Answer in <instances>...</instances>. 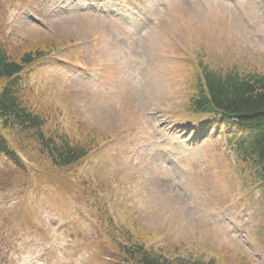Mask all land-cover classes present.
<instances>
[{
    "label": "rangeland",
    "instance_id": "rangeland-1",
    "mask_svg": "<svg viewBox=\"0 0 264 264\" xmlns=\"http://www.w3.org/2000/svg\"><path fill=\"white\" fill-rule=\"evenodd\" d=\"M3 4L13 41L72 40L27 83L65 132L80 123L111 140L65 189L41 171L0 194V264H107L100 216L151 246L264 264V186L236 165L221 124L187 109L201 61L264 75V0Z\"/></svg>",
    "mask_w": 264,
    "mask_h": 264
},
{
    "label": "trees",
    "instance_id": "trees-1",
    "mask_svg": "<svg viewBox=\"0 0 264 264\" xmlns=\"http://www.w3.org/2000/svg\"><path fill=\"white\" fill-rule=\"evenodd\" d=\"M32 42H15L8 36L7 10L0 0V156L6 159L0 169V194L26 189L32 185V175L41 171L65 189L73 174L111 140L80 123L79 133L65 132L52 105L43 101L48 96L38 95L26 82L35 67L67 49L72 40L52 37L38 46ZM193 67L198 76L188 112L194 118L233 123L238 134L227 140V147L247 168L254 185H264V75L242 74L231 66L214 68L203 61ZM100 220L107 222L103 224L108 250L100 259L107 264H222L218 257L206 258L178 245L151 246L124 223L102 216Z\"/></svg>",
    "mask_w": 264,
    "mask_h": 264
}]
</instances>
